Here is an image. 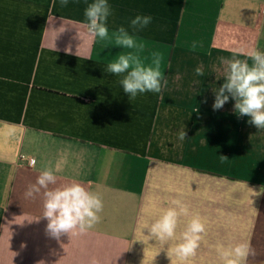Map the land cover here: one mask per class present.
Masks as SVG:
<instances>
[{
  "label": "crops",
  "instance_id": "1",
  "mask_svg": "<svg viewBox=\"0 0 264 264\" xmlns=\"http://www.w3.org/2000/svg\"><path fill=\"white\" fill-rule=\"evenodd\" d=\"M109 3L110 29L152 16L134 34L145 44L142 56L161 55L168 81L161 93L130 100L105 71L109 49L76 23L83 0L67 8L55 0H0V264H264L257 129L237 118L231 100L213 111L211 88L222 83L214 71L219 58L264 50V0ZM120 51L127 50L111 48L113 56ZM65 150L67 164L50 187L81 182L103 208L88 231L55 238L42 216L43 190L25 193L40 167ZM173 201L205 224L187 258L176 245L191 215L180 218L175 239L147 229ZM237 244L251 251L225 256Z\"/></svg>",
  "mask_w": 264,
  "mask_h": 264
},
{
  "label": "clouds",
  "instance_id": "2",
  "mask_svg": "<svg viewBox=\"0 0 264 264\" xmlns=\"http://www.w3.org/2000/svg\"><path fill=\"white\" fill-rule=\"evenodd\" d=\"M76 2L77 0H55L60 8H67L70 3ZM83 3L86 5L84 19L76 23H80L103 49H109L108 55L112 58L105 65V71L116 77L119 87L129 99L134 100L146 93H161L168 86L162 71L161 55L159 52H152L150 56H142L145 44L134 34L151 24L152 16L137 14L129 21L128 27L110 29L108 18L113 10L109 0H83ZM195 46L193 42V47ZM111 48L127 51H120L113 56ZM218 65L214 71L220 75H215V79L222 83L218 87L215 84L211 86L214 94L213 111L221 109L231 100L237 118L247 117L246 123L257 129L254 135L258 141L255 150L264 153V50H253L245 59H240L237 53H233L231 58H219ZM194 72L197 77L204 75L201 67L195 68ZM177 137L180 141L186 140L183 127L178 130ZM67 155L65 150L53 165H42L35 184L30 185L25 193L27 198H32L40 195L43 190L42 216L48 221L47 232L55 238L62 234L88 231L99 222V213L103 208L100 196L81 182L50 187L56 185L57 174L67 164ZM31 164L36 166L35 158L31 160ZM189 215L191 219L180 234L176 252L181 258L193 255L205 232V224L199 214L190 213L188 207L179 201H173L172 206L163 209L159 218L147 227L150 236L161 240L175 239L180 218ZM250 251L247 244H237L225 256L244 257ZM227 264H237V260L228 259Z\"/></svg>",
  "mask_w": 264,
  "mask_h": 264
}]
</instances>
